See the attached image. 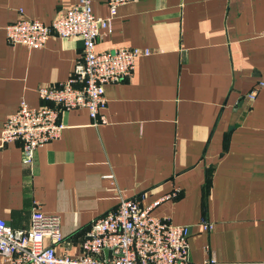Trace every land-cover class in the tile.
<instances>
[{"label": "crops", "instance_id": "0c3cea01", "mask_svg": "<svg viewBox=\"0 0 264 264\" xmlns=\"http://www.w3.org/2000/svg\"><path fill=\"white\" fill-rule=\"evenodd\" d=\"M78 2L0 0V135L21 101L39 108L38 88L69 79L83 48L53 35L42 48L11 46L4 27L20 19L49 25ZM91 6L95 17L108 16L106 0ZM263 31L264 0L119 7L96 52L151 54L136 59L129 79L104 86L98 121L85 109L62 112L61 137L39 147L31 167L19 142L0 138V218L28 230L39 205L60 217L57 254L77 258L91 222L117 206L115 188L143 208L178 190L151 214L189 227L191 264H264ZM0 264H8L2 256Z\"/></svg>", "mask_w": 264, "mask_h": 264}, {"label": "built area", "instance_id": "2783aa9c", "mask_svg": "<svg viewBox=\"0 0 264 264\" xmlns=\"http://www.w3.org/2000/svg\"><path fill=\"white\" fill-rule=\"evenodd\" d=\"M136 1L106 0L108 16L100 18L93 15L91 0H79L49 25L20 19L4 27L11 46L42 48L52 35L80 39L83 45L67 81L38 88L37 95L43 106L31 108L21 101L17 111L3 123L1 144L19 142L23 165L31 167L37 149L61 137L65 128L60 121L62 112L85 109L91 120L98 121L106 106L104 86L129 79L136 59L151 54L148 49L138 48H116L100 53L95 50L97 41L111 30L118 8ZM262 85L259 83L258 87ZM257 88L247 94L249 102L255 100ZM106 178L113 181L112 175ZM115 189L117 206L91 222L79 257L57 254L56 249L63 241L60 217L43 213L37 204L28 230H13L0 218V256L8 264H191L189 227L174 225L169 218L151 214L152 208L163 200L176 198L178 190L143 208L138 200ZM200 226L206 232L212 230V224L205 220ZM204 264H216V261L210 257Z\"/></svg>", "mask_w": 264, "mask_h": 264}]
</instances>
